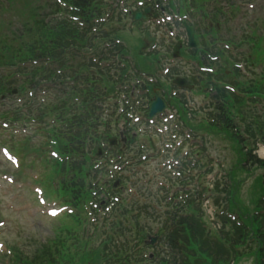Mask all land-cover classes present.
Segmentation results:
<instances>
[{
    "label": "rangeland",
    "instance_id": "obj_1",
    "mask_svg": "<svg viewBox=\"0 0 264 264\" xmlns=\"http://www.w3.org/2000/svg\"><path fill=\"white\" fill-rule=\"evenodd\" d=\"M53 2L54 0H0V56L6 54V57H10L15 47L17 49L24 48L29 42H33L40 34L38 29L43 21L44 23L48 21L46 23L53 25V21H51L55 16ZM241 5L240 13L237 12L239 17L231 21L233 28H243L247 22L252 20L254 16L252 11L255 10L257 19L254 23H258L264 30V8L260 11L262 6L264 7V0H252L249 3L241 0ZM33 24L34 27H32ZM144 34L143 28L140 27L135 28L134 31L120 32L118 39L130 48V55L136 64L143 60L142 62L146 66H151L153 59L149 58L148 64V61L141 56L144 51ZM258 34L261 35V32L258 31ZM106 39L107 41L103 40L97 44L100 51L101 47L108 44V37ZM260 39L262 46L264 45V34ZM257 54L251 60L253 66H250L248 62L240 63L243 69L240 70L241 85L239 90L243 89V84H248L246 87L257 88L260 84L258 82L264 80V50H260ZM12 64L13 67L10 68L11 73L9 74L11 79L5 81L8 90L0 94V114L4 117L0 118V264H40L41 260L35 261V258L39 259L46 247H50L55 241L64 238L71 230H77L79 234L90 235V232L93 231L101 233L102 228L95 227L94 219H99L102 216L109 222V217L113 212L112 207L107 206L105 199L99 201L91 193L95 188L91 181L97 182L98 187L107 193V186L104 185V182L108 179L110 183H113L121 179L120 195L123 196V200L127 201L126 206L130 207L132 203H135V209H137L144 208L148 203L156 209L161 208L163 212H166L164 207L167 202L161 203L156 197L155 191L169 188V194H165V196L170 199L173 192L184 190L186 193L182 198L185 199L186 194L193 192V189H198L199 191L193 195V199L199 193L203 205L200 206V202L197 201L200 206L197 208H201L205 212L203 218L207 222L208 228H217V223H211L213 221L211 212L215 213L218 207L215 206L218 193L213 191V181L223 180L226 175L231 174V176L235 175V179L238 181L235 197L241 207L240 210L235 209V211L243 215L245 209L249 213L255 210L254 202L261 194L260 177L264 170L258 166L254 167V165H251L249 172L242 170L243 160L232 139L226 135H205L206 151L204 155L206 157L202 164L204 166L210 160L212 161L209 168L211 174H207L206 168H201L198 163L199 155H194L193 159L183 156L193 147L191 143L186 145L184 136L188 132H183L184 136L180 134L178 122L176 118H172L173 112L160 116L154 122L146 120L143 112L134 114V116L136 115L134 117V133L139 136L138 138L142 136L144 144L141 154L137 150L140 155H136L129 147L123 151V155H115L108 151L106 155H103V158L101 156V159L89 162L84 169H91L93 166L92 173L96 174L98 179L94 180L95 178L92 177L87 180L89 199H85L83 204L76 209L70 208V205L64 201V192L59 190L61 181L58 173L61 163L57 158L59 157L58 149L55 148L54 142H48L47 132H51L53 126L44 130L40 127L39 121L35 120L38 119L36 112L41 111L42 108L47 113L46 120L49 125L57 120L55 113L48 114L47 112V106L55 102L56 97L48 87L41 89L43 92L39 94L38 103L35 104H41L42 108L35 111L31 104L36 101V98L29 100V93L18 92L13 95L12 90L19 89V85L24 82L20 77L16 78V74L22 71L20 67L29 66V63L24 65L22 63L20 66L12 61ZM2 67L4 66L0 65V77L5 74ZM29 69L32 68L29 67ZM47 91L49 92L45 93ZM250 92L254 99L249 102L242 99L244 102L236 104L234 112L245 110L244 112L253 119V117L256 118L257 113L261 115L264 112V100L258 99L263 95L259 94V91L254 89V93ZM194 93L195 101L190 105L193 107L206 105V95L197 92V90ZM114 100L111 99V105ZM240 102L241 100L238 101V103ZM25 104H29V106ZM256 104L261 105L263 111L256 109ZM139 108L140 105H137L134 110L137 111ZM110 112L109 119L111 118L115 125L117 117L114 109H110ZM17 113H23V116L28 117V123H30L28 127L25 119L18 125L11 126V115ZM109 119L103 116V123L106 124ZM58 120H61V116ZM146 134L154 135L150 140L153 141L157 150L160 149V146L166 149V142H171V150L180 147L181 153L174 155L173 152L170 156H164L161 154L162 152L156 154L151 147L152 142L143 137ZM125 135H129L127 131ZM260 139L262 136H258L257 144L254 146L257 148L255 152L257 157L263 160L264 155L261 151L264 145L258 143ZM249 148L252 146L250 145ZM62 158L66 159L67 155ZM86 173L92 174L87 171ZM57 176L59 180L56 179ZM181 181L184 183H180ZM176 184L180 185V189L176 190ZM204 185L207 186L205 193L203 192ZM206 196L207 198L204 200ZM79 218L81 219L80 223L76 221ZM144 223L145 227L149 226L151 237L160 236L157 232L162 226L160 216H150L149 222L144 221ZM128 228V234L134 237L137 234L136 230H132L134 226L128 224ZM147 242L151 243L149 240ZM81 243L83 246L87 243L85 244L86 249L90 246L92 250L94 247L96 249L100 247V241L92 240L90 237L82 238ZM148 245L151 246V244ZM73 251H78V249L74 248ZM18 257L21 259L18 260ZM237 264L255 263L252 257H245Z\"/></svg>",
    "mask_w": 264,
    "mask_h": 264
},
{
    "label": "trees",
    "instance_id": "obj_2",
    "mask_svg": "<svg viewBox=\"0 0 264 264\" xmlns=\"http://www.w3.org/2000/svg\"><path fill=\"white\" fill-rule=\"evenodd\" d=\"M242 1L251 2L252 0ZM63 2L75 6L76 12L67 9L66 13L73 14L75 17L86 18L89 27L85 29L89 33L92 32L89 21L100 15L102 6H98V4H102L103 0H63ZM202 4L206 5V3ZM240 4L241 0L217 1V22H225L223 24L225 31L220 30V32L217 28V37H221L220 40H223L227 46L237 44L236 49L238 50L243 47L244 43H247L249 53H240V55L251 61L257 52L263 50L260 38L264 34V30L260 28L258 23H254L257 19V13L253 10L254 18L240 30L234 31L235 29L232 27L229 17L232 15L233 20L239 17L237 14L240 13L242 8ZM58 7H60V3L58 0H54L53 8L59 11L61 7ZM263 8L262 6L260 11ZM72 23L73 21L69 19L54 21L53 25L43 21L39 25V29L35 27L40 33L39 36L24 48L17 49L15 47L13 53L10 54L11 58L0 56V65H7L9 58L16 63L26 60L38 63L39 61L42 62V59H49L52 63L59 61L64 57L62 55L67 53L70 45L67 39L72 40V42L77 40L76 43H82L85 39L81 29L72 25ZM32 27H34V24ZM117 31L116 27L110 26L109 36H115ZM258 31L261 32V35L258 34ZM241 34L242 36H240ZM240 41L243 42L239 44ZM233 51H235L234 46ZM66 61L68 62V59ZM38 69L39 67L35 66L30 72L23 69L19 73L21 76L26 77V83L29 82L34 89L38 86V79L42 76L37 71ZM48 70L46 69L44 73L53 77V68L50 71ZM4 71L8 73V70ZM100 71L99 68L96 74ZM227 78L230 81L232 80L231 75H228ZM5 79L8 80L9 76L0 77V94L8 90ZM91 80L94 83V75L91 76ZM112 81L111 77V88ZM263 82L264 80H260L257 88L252 87L250 91L254 93L255 89V91H259V94H262L264 92ZM23 84L19 85L22 93L27 89L25 83ZM113 89L114 87L111 92H113ZM97 94L99 93L95 89L92 93L88 91L82 110L70 115L68 119L62 118L65 127L59 132V135L67 141L65 143L67 146H63V150L66 151L70 147V151L67 152L70 157L65 160L61 170L63 176L62 191L70 196V199L65 196L67 197L65 200L74 208L80 207L85 199H89L87 180L92 179V177L95 178L94 180L98 179L97 175L92 173L93 166H91V169H84L89 162L94 160L87 151L89 149L88 135L98 125V123L90 124L98 119L96 100H93V104L86 103L90 100L91 95L95 96ZM239 98L235 97L234 103L240 100L241 102L238 104L244 102L242 100L244 98ZM228 103L222 105L220 114L212 113L204 119L198 125V129L215 136L226 135L232 139L243 160L242 170L249 172L251 165L264 170V160L258 159L254 154V145L257 143L256 136L264 138V116L256 114V118L253 117L254 120L252 119L244 125L237 124L229 111L234 104L231 100ZM244 111L240 110L239 112L248 117V114ZM0 118H4L2 114H0ZM121 119L123 117H120L118 124L121 123ZM243 130L251 136L253 141L250 142L244 137ZM95 143L96 141L91 142V144ZM250 145L252 148H249ZM86 171L92 174H87ZM235 178V175L228 174L224 181H217V206L218 209L222 208V212L217 216V223H219L220 228L216 231L211 227L208 228L207 222L203 218L204 211L197 208V204L195 200L191 199V196H188L184 201H178L179 197L170 201L164 198L163 200L167 202L166 205L169 210L160 214L155 207L148 203L144 208L139 207L137 209H135V203H132L130 207L126 206L127 201L125 199L122 200V203L117 200L118 203H115L116 191H113L111 185L104 183L108 187L107 193H105L103 189L98 187L97 182L91 181V184L95 187L91 193L96 196V199L99 201L105 199L107 204L113 203L111 209L113 214L109 217L110 221L107 222V219L102 216L99 219H94L96 221L95 227L102 228L101 233L93 231L89 235L79 234L77 230H71L64 238L55 241L50 247H46L41 257L39 259L35 258V261L41 260L40 264H237L245 257H252L255 264H264V173L260 177L261 194L254 202L255 210L252 213H249L246 209L244 212L242 211L244 213L240 215L242 224H239L240 222L236 219L233 220L229 215L230 211L234 212L235 209H241L240 203L235 197V192L238 190V181ZM154 215H160V218L164 219L161 228L157 231L160 235V244L151 247L145 244L150 230H148L149 226L145 227L144 221L148 223L150 216ZM76 221L80 223L81 219L79 218ZM107 223H109V230ZM128 224L134 226L132 230L137 231L134 237L128 234ZM207 229L209 230L207 231ZM84 237L99 240L100 247L97 249L94 247L92 250L90 246L86 249L85 244L87 243L84 246L82 243L80 244L81 239ZM74 248H77L78 251H73ZM19 259L21 258L18 257Z\"/></svg>",
    "mask_w": 264,
    "mask_h": 264
},
{
    "label": "flooded vegetation",
    "instance_id": "obj_3",
    "mask_svg": "<svg viewBox=\"0 0 264 264\" xmlns=\"http://www.w3.org/2000/svg\"><path fill=\"white\" fill-rule=\"evenodd\" d=\"M157 0H148L146 1L144 4H143V7L138 5L137 2L135 0H129L128 1V10L131 11V10H142V9H145L147 7L151 8L153 10V12L157 13L159 12L160 10L157 8L159 6V1L157 2ZM155 3V4H154ZM190 4H191V0H188L187 4H186V10H187V14L189 12V18L188 20L190 19L191 20V13H190ZM170 5V4H169ZM168 5V6H169ZM162 8L164 6H161ZM189 8V9H188ZM165 8H163L161 11H164ZM189 20V21H190ZM191 22V21H190ZM211 27L213 26V24L210 25ZM170 48L172 47V44H169ZM195 57H200L199 54H195ZM147 86L148 88L150 89L152 86L154 87L153 90L156 92V93H160V92H165L163 90V87H162V84L160 83L159 80L157 79H154V78H148L147 79Z\"/></svg>",
    "mask_w": 264,
    "mask_h": 264
},
{
    "label": "water",
    "instance_id": "obj_4",
    "mask_svg": "<svg viewBox=\"0 0 264 264\" xmlns=\"http://www.w3.org/2000/svg\"><path fill=\"white\" fill-rule=\"evenodd\" d=\"M149 10H147V12H148ZM183 14V13H182ZM141 17H142V14H138L137 15V17H136V19L137 20H139V19H141ZM188 32H189V36H190V38H191V43H192V45H196V41L194 40V32H193V29L192 28H188ZM148 36H149V34H148ZM150 42L153 44V42H154V40H150ZM178 83L180 84V85H183V82L182 81H178ZM164 104H163V102L161 101V99L160 98H158L154 103H153V105H152V108H151V113H150V115L151 116H155V115H157L158 113H161L162 111H163V109H164ZM155 239L152 241L153 243H155Z\"/></svg>",
    "mask_w": 264,
    "mask_h": 264
},
{
    "label": "bare ground",
    "instance_id": "obj_5",
    "mask_svg": "<svg viewBox=\"0 0 264 264\" xmlns=\"http://www.w3.org/2000/svg\"><path fill=\"white\" fill-rule=\"evenodd\" d=\"M261 153H262V155H264V148L262 149Z\"/></svg>",
    "mask_w": 264,
    "mask_h": 264
}]
</instances>
